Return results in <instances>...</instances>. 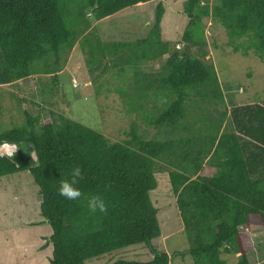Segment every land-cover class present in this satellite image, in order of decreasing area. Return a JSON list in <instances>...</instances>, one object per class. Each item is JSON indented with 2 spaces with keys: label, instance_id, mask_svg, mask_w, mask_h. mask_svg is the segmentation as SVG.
Listing matches in <instances>:
<instances>
[{
  "label": "trees",
  "instance_id": "trees-1",
  "mask_svg": "<svg viewBox=\"0 0 264 264\" xmlns=\"http://www.w3.org/2000/svg\"><path fill=\"white\" fill-rule=\"evenodd\" d=\"M152 1L0 0V86L36 75L51 76L56 84L78 44L94 80L119 71L117 92L128 111L164 131L148 139L133 123L126 139L112 141L63 112L41 125L40 114L25 111L21 126L0 132V143L20 147L11 160L0 159V178L29 171L39 188L40 213L52 229L48 264H87L107 255L114 260L138 245L150 250V261L121 255L111 264H169V253L153 245L162 234L152 198L162 169L193 264H229L227 258L236 255V264H251L254 245L245 230H264V99L227 105L216 68L206 59V22L226 30L235 53L253 51L264 63V0H185L188 24L177 42L165 36L163 2L143 38L104 41L93 26ZM156 62L163 63L159 69L144 71ZM76 166L82 196L68 200L58 189ZM95 195L105 201L106 213L89 211Z\"/></svg>",
  "mask_w": 264,
  "mask_h": 264
},
{
  "label": "rangeland",
  "instance_id": "rangeland-1",
  "mask_svg": "<svg viewBox=\"0 0 264 264\" xmlns=\"http://www.w3.org/2000/svg\"><path fill=\"white\" fill-rule=\"evenodd\" d=\"M184 1L154 0L124 9L102 21H95L93 26L104 41H133L143 38L153 26L158 4L163 2L166 10L162 23L165 36L177 42L188 24V18L183 13ZM207 1L211 5L218 2ZM206 26L209 44L206 59L216 68L227 94V105L231 107L261 102L264 99V63L253 51L249 56H244L241 52L235 53L229 46L226 30L221 25L208 20ZM161 63H150L144 67V71L152 73L161 67ZM118 78L119 71H115L95 81L89 73L86 57L77 44L65 63L63 61V69L56 84L51 76L36 75L14 85L0 86V132L9 130L14 125L21 126L25 120V111L35 116L40 114L41 125L49 122L53 113L63 112L103 131L112 141L126 139L125 132L131 129L133 123L139 126L141 133L147 134L148 139L161 137L164 131L148 127L143 123L142 114L128 111L122 96L117 92L122 82ZM101 86V93L97 94ZM226 127L231 130L229 126ZM195 128L198 129L196 125ZM158 179L159 187L152 198L160 211L162 234L153 241V245L158 250L169 253L173 264H193L188 255L189 241L185 233H182L184 225L165 170H159ZM40 206L39 188L29 171L0 178V264L49 263L52 256V246L49 244L52 229L44 223ZM245 231L254 245L248 255L250 263L264 264L262 226L252 225ZM121 255L127 257V260L137 261H150L153 257L147 247L138 245L117 253L114 260L107 255L90 260L87 264H111ZM227 259L229 264H236L238 261L237 256Z\"/></svg>",
  "mask_w": 264,
  "mask_h": 264
},
{
  "label": "clouds",
  "instance_id": "clouds-1",
  "mask_svg": "<svg viewBox=\"0 0 264 264\" xmlns=\"http://www.w3.org/2000/svg\"><path fill=\"white\" fill-rule=\"evenodd\" d=\"M19 149L20 147L16 143H10L7 141L0 143V159L7 157L11 160ZM31 157L34 161L37 159L34 152L32 153ZM82 178L81 168L79 166L74 167L71 171V179L61 181L60 187L58 189L59 195L68 200H78L79 198H81L82 192L78 188H76L75 185ZM88 208L89 211L93 213H95L97 210H99L100 212H107L105 201L98 195L92 196L88 200Z\"/></svg>",
  "mask_w": 264,
  "mask_h": 264
},
{
  "label": "crops",
  "instance_id": "crops-1",
  "mask_svg": "<svg viewBox=\"0 0 264 264\" xmlns=\"http://www.w3.org/2000/svg\"><path fill=\"white\" fill-rule=\"evenodd\" d=\"M237 257H239V255H236ZM169 264H173V262H171V260H170V263Z\"/></svg>",
  "mask_w": 264,
  "mask_h": 264
}]
</instances>
